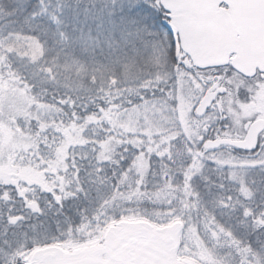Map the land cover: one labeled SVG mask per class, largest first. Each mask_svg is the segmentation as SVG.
Instances as JSON below:
<instances>
[{"label":"snow or ice","instance_id":"1","mask_svg":"<svg viewBox=\"0 0 264 264\" xmlns=\"http://www.w3.org/2000/svg\"><path fill=\"white\" fill-rule=\"evenodd\" d=\"M0 264H264V0H0Z\"/></svg>","mask_w":264,"mask_h":264}]
</instances>
